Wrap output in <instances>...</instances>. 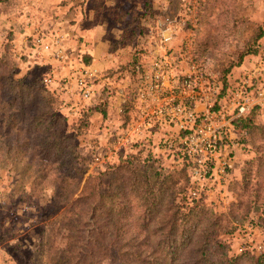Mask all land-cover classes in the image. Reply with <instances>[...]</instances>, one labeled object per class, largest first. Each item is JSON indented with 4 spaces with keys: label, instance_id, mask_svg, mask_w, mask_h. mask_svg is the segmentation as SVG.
Returning <instances> with one entry per match:
<instances>
[{
    "label": "rangeland",
    "instance_id": "obj_1",
    "mask_svg": "<svg viewBox=\"0 0 264 264\" xmlns=\"http://www.w3.org/2000/svg\"><path fill=\"white\" fill-rule=\"evenodd\" d=\"M262 30L264 0H0V264H204L202 252L207 264H264V256L257 259L264 248V108L250 146L234 148L235 193L227 182L191 207L184 155L160 142L176 138L169 124L150 142L161 153L151 171L164 174L163 166L166 173L150 181L151 193L143 164L136 172L115 164L92 177L132 152L117 134L138 113L137 65L163 60L183 75L195 63L221 84V100L246 79L253 93L264 86ZM136 59L124 101L107 78ZM84 70L97 72L90 97L78 83ZM104 100L107 117L94 113L85 126L86 108ZM145 138L132 149L146 153ZM87 185L100 195L95 219L81 212ZM182 216L187 222L176 229ZM241 247L255 256L236 257ZM119 249L132 254L124 260Z\"/></svg>",
    "mask_w": 264,
    "mask_h": 264
},
{
    "label": "built area",
    "instance_id": "obj_2",
    "mask_svg": "<svg viewBox=\"0 0 264 264\" xmlns=\"http://www.w3.org/2000/svg\"><path fill=\"white\" fill-rule=\"evenodd\" d=\"M170 39L171 36L166 37L167 41ZM166 63L156 60L149 68L137 65L143 84L139 87L138 113L131 130L135 137H140L144 130L173 125L178 134L166 141L167 149L178 147L187 158L190 196H206L212 188L223 189L227 184L235 163L234 148L240 144L237 140L240 135L232 122L236 117L250 114L255 107L264 108V86L251 93V84L246 79L232 95L221 100V84L195 68V63L183 75L166 68ZM96 76L97 72L84 70L78 77L84 97L92 95L89 80ZM45 82L52 79L45 78ZM217 103L221 109H215ZM230 110L232 118L227 119ZM117 141L121 147L133 140L120 134ZM103 156L100 152L95 160L104 162Z\"/></svg>",
    "mask_w": 264,
    "mask_h": 264
},
{
    "label": "trees",
    "instance_id": "obj_3",
    "mask_svg": "<svg viewBox=\"0 0 264 264\" xmlns=\"http://www.w3.org/2000/svg\"><path fill=\"white\" fill-rule=\"evenodd\" d=\"M264 36V31L262 30L258 35H257V38L258 40L260 38H262ZM249 53H257V49H253L252 51H247V52H243L241 55H240V60L239 62L236 64V66H239L241 65V62L243 61V58L246 54H249ZM90 57V56H89ZM91 61V58H88V62ZM139 62L138 59L132 61L129 65L131 67L134 68V66ZM229 72V70H227L225 72V74H227ZM225 79V78H224ZM227 85V83H225L224 87ZM43 90H45V88H43ZM48 91V90H47ZM224 93H225V88H224ZM223 93V94H224ZM222 94V95H223ZM259 107H255L250 114L246 115V116H242V117H236L234 120H233V126L235 128V130L239 133L240 135V139H239V142L240 144L242 145V147L246 148L248 146H250V139H249V136L252 137V133L254 132V130L256 129V132L257 130L260 129V126L256 124V117L260 114L259 112ZM130 111V107L127 106L124 110V113L125 115H127V113H129ZM101 113L103 115V117H106L107 116V113H108V101L107 100H104L103 102L101 103H97V104H93V105H90L86 108V111H85V114L82 116V123L85 122V126H87L88 124V118L90 116H92L94 113ZM46 113V112H45ZM38 116V115H37ZM38 117H42V116H38ZM127 120H129V116L127 117ZM79 127V126H78ZM161 126H155L154 128L152 129H155L158 131L157 128H159ZM154 139L155 140V137H152L151 140ZM160 139H163V141L161 140V144L162 142L163 143H166L167 139L169 140V138H166L164 140L163 137H160ZM151 140H148V143L150 146H148V150L146 153H144V148L142 147L141 149H139L138 151L136 152H131V153H128L124 156H120L119 157V161L116 163V162H112L111 164H108L106 166V168H101V167H97L96 170H95V174L92 175L93 176H96V175H100L101 173L111 169L115 164H116V167L115 168H119V167H122V166H127V167H130V168H133V172H136L138 171V166H140L141 164L144 165V169H143V177L145 179V185L147 187H149L148 189L149 190V193H151L152 191V188H151V180L154 178V176L156 177H160L161 175H166L165 173V170L162 166V168L159 169V171H164V174L163 172H153L151 171V165L153 163H160L159 161L156 162V160L158 159H161V153L156 154V152L154 151L153 149V145L150 144ZM165 141V142H164ZM155 146V145H154ZM152 149V150H151ZM173 153L177 154V156H181V155H184L183 152L180 150V149H176ZM183 159L185 160V165L187 167V170H188V162H187V158L185 156H183ZM140 164V165H139ZM235 173L233 175L230 176L229 178V188L235 193L236 190H237V181L238 180H235ZM189 178V176H188ZM137 181V180H136ZM138 183H140L141 181H137ZM136 183V182H134ZM134 183L130 184L131 186L134 185ZM189 184H190V180H189ZM135 188L136 185H134ZM145 186H143L141 189H144ZM87 189H89V185L86 186V191H85V194L86 196L84 198H86L87 200H90L89 202H86L84 203V208L81 210L82 213L84 214H92V217L95 219L97 217V213L98 211L101 209L99 208L98 204L94 203L93 201H95L96 197L97 196H100L99 193H98V190L96 189V187H92L90 188V190L87 191ZM145 193H147V191H145ZM189 202L190 204L192 205L191 207H198V206H201V205H204L205 202H206V196L205 195H202L198 198H193L191 197L189 199ZM154 204L156 205L157 203L154 202ZM88 207V208H86ZM109 211H113L112 209H109ZM264 211V210H263ZM178 216V215H177ZM178 221H182L183 224H185L187 222V217L186 216H182L180 218L176 217L175 218V221H174V226L176 227V229L179 228L180 224H176V222L178 223ZM258 225L261 226L262 228H264V216H262V221L261 222H258ZM234 231V230H233ZM225 242V245L228 246L230 242ZM136 248L139 247L138 244L136 245H133ZM133 250V249H132ZM96 251H92V254H95ZM132 253L127 250H122V249H119V255L122 257V259H127L129 255H131ZM135 255H137V252H135ZM249 256V257H253L255 256L253 254L252 251L250 250H243L241 252H239L237 255H235L236 257L238 256ZM234 256V255H233ZM264 256V248L263 250L260 252V254L257 256V259L258 261L260 260V258ZM165 257L167 258V260H170V257L168 255H165ZM229 258H231L232 256H228ZM63 259H65L63 257ZM72 259H74V256H72ZM63 261V260H62ZM72 261V260H71ZM74 261V260H73ZM128 261H130V259H128ZM201 261L204 263V264H207L209 263V259L207 257V252H202L201 253ZM64 263V262H63ZM64 264H67L66 262Z\"/></svg>",
    "mask_w": 264,
    "mask_h": 264
},
{
    "label": "crops",
    "instance_id": "obj_4",
    "mask_svg": "<svg viewBox=\"0 0 264 264\" xmlns=\"http://www.w3.org/2000/svg\"><path fill=\"white\" fill-rule=\"evenodd\" d=\"M95 58V56H94ZM133 67L131 66H127V67H123V68H116V69H113L110 73H109V77L107 79H109L108 83H112L113 84V89L115 88L116 92H117V97H119L120 99L122 98V100L124 101H127V99H129V96L128 95L129 93H125V91H127V89L124 88L125 85L131 83L130 81V78H132V71L129 73L128 70H131ZM96 70H98V68H95ZM119 80V81H118ZM119 93H123V95H125L124 97H121V95H119ZM109 105V103H108ZM122 106V105H121ZM119 107V110L121 111L123 109V106L122 107ZM108 109H109V106H108ZM96 114H98L97 116H99L101 113L97 112ZM108 114V113H107ZM102 115V114H101ZM103 117V115H102ZM107 117V116H106ZM104 118V117H103ZM134 120V119H133ZM130 121V123H128L127 125V128L124 129V130H121L118 134H117V137L118 135L120 134H125L126 137H130L132 140H136V138H138V136L135 137V134L133 132V130H131V123L133 122ZM129 121V120H128ZM157 130L155 129H148V130H144L143 133L141 134L143 139L146 137H148L147 140H151L152 137H160V135H162L161 132H163L161 130V128H157ZM145 138V139H146ZM126 148H128V150H131L132 152H136V150L132 149L131 145L130 144H127L125 146Z\"/></svg>",
    "mask_w": 264,
    "mask_h": 264
}]
</instances>
